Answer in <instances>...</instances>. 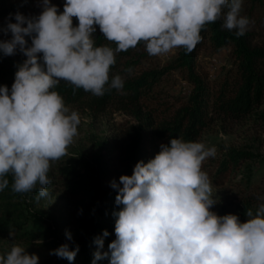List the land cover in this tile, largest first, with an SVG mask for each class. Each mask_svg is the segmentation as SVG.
Masks as SVG:
<instances>
[{
  "label": "clouds",
  "instance_id": "obj_1",
  "mask_svg": "<svg viewBox=\"0 0 264 264\" xmlns=\"http://www.w3.org/2000/svg\"><path fill=\"white\" fill-rule=\"evenodd\" d=\"M38 16L19 12L15 22L2 30L11 38L0 40L5 56L21 52L9 88L0 85V191L30 193L38 187L37 200L47 198L51 163L68 155L78 133L80 117L53 89L63 80L95 96L123 89L115 75L109 83L116 54L143 42L150 56L183 48L191 53L202 40V30L222 20V27L241 37L250 20L241 15L242 0H65L63 11L42 0ZM73 17L78 24L73 26ZM96 26L115 43L97 46ZM25 37L31 38V44ZM108 85V89L105 85ZM216 148L203 142L171 138L147 163L137 161L131 175H120L115 202V239L101 251L103 230L95 238L92 264L108 258L109 264H264V203L255 215L247 210L241 222L234 214L210 211L211 180L202 164ZM122 185V186H121ZM14 237V232L9 231ZM72 240L71 234L65 232ZM78 246L61 244L50 254L73 261ZM39 257L13 245L0 255V264H38Z\"/></svg>",
  "mask_w": 264,
  "mask_h": 264
},
{
  "label": "trees",
  "instance_id": "obj_2",
  "mask_svg": "<svg viewBox=\"0 0 264 264\" xmlns=\"http://www.w3.org/2000/svg\"><path fill=\"white\" fill-rule=\"evenodd\" d=\"M41 3L42 0H0V24L6 20L14 23V14L17 12L28 17L38 16L42 11ZM50 3L57 6L58 12H62L65 0H50ZM243 5L261 8L264 15V0H242ZM222 23V20H218L208 24L200 33L202 40L191 53L186 54L183 48H179L176 56L165 66L143 70L137 76L124 80L123 89L120 91L110 89L105 91L103 96H95L82 88L74 91V86L63 80L53 90L63 97L65 105L85 98L105 105L116 98L125 104L124 107H136L139 101L150 94L163 75L172 70H179L192 88L186 105L178 110L170 122L153 131L155 139L165 141L162 144H168L171 138L196 141L208 124L211 109L241 118L262 106L259 114L264 119V46L252 45L248 33L237 37L235 30L224 29ZM77 24L78 20L73 17V26ZM92 35L97 46L116 47L115 43L104 38L98 26ZM206 42L215 51L230 46L231 55L237 61V75L233 84L224 81L214 98L209 83L197 70L198 51ZM30 44L29 37V46ZM147 54L143 42L138 43L135 48L117 53L116 63L110 68L109 83L112 77L122 71L135 69ZM25 59L22 55L12 57L0 53V85H5L10 90L17 67ZM105 88L108 89L107 84ZM147 117L140 122L133 134L127 137L126 158L115 162L109 152V139H94L87 152L76 151L74 157H66L68 159L58 168V179H61L68 196L75 199L74 205L85 213L84 216L72 218L67 213L48 218L36 208L39 201L36 199L38 187L30 193H15L12 191V177L8 175L6 178L9 185L0 191V239L10 237L30 243L36 239L37 234L30 230L27 224L34 221L46 223L45 245L54 249L63 243H67L70 249L78 246L73 261L55 255L49 260L38 261V264H92L93 254L97 251L95 238L101 236L103 230H107L109 235L104 237V246L100 250L108 251V244L115 239V214L123 205L115 202L117 189L107 186V181L118 173V167H124L119 170L121 175H131L137 161L147 163L160 151L155 147L152 151L146 149L147 143L153 139L146 132L145 126L150 123ZM235 155L241 156L242 153ZM228 159L232 160L233 164L238 161L236 157ZM239 220L244 222L241 217ZM68 229L75 231V236L70 241L65 236ZM10 230L14 232V237L9 235ZM96 264H109V260L104 258L96 261Z\"/></svg>",
  "mask_w": 264,
  "mask_h": 264
},
{
  "label": "rangeland",
  "instance_id": "obj_3",
  "mask_svg": "<svg viewBox=\"0 0 264 264\" xmlns=\"http://www.w3.org/2000/svg\"><path fill=\"white\" fill-rule=\"evenodd\" d=\"M241 15L247 16L250 24L246 33L254 46H264V15L261 8H251L243 5ZM9 21L0 24V40L11 38V33L6 35L2 31ZM29 45V37H25ZM179 48L161 56H147L139 65L120 74L124 80L137 76L143 70L161 68L168 64L177 54ZM24 56L19 50L12 57ZM197 70L207 80L211 93L216 96L224 81L232 83L237 75V61L231 55V47L225 46L220 50H213L206 42L198 51ZM233 84V83H232ZM191 84L179 70H172L161 77L150 94L139 101L136 107L123 106L116 98L105 105L85 98L66 106L76 111L80 117L78 125L79 135L74 138V143L68 149V155L61 160L52 162L50 167L51 184L47 186L50 195L41 198L36 208L41 210L48 218L66 215L72 218L84 216L74 205L73 198L69 197L58 179V168L65 162L66 157H74L75 152L85 153L89 150L94 139H109V152L115 162L128 156L126 152L127 137L133 134L146 116L150 123L145 126L149 137L146 149H160L165 141L155 139L153 131L159 126L170 122L178 110L185 106L191 91ZM213 100V99H212ZM261 107H257L241 118H234L226 113L211 109L208 124L200 132L197 142H203L206 147H215L216 154L202 164L212 187V198L215 203L210 211L219 215L234 214L248 219L246 212L251 209L255 215L256 209L264 203V119L260 116ZM242 153L241 156L235 155ZM229 157H236L238 161L233 164ZM64 161V162H63ZM111 177L106 185L111 187V181L119 184L120 171ZM49 174V173H48ZM39 187V186H37ZM42 222L29 221L27 227L37 234L36 239L29 242L19 241L10 237L0 239V254L10 251L13 245L22 246L29 254H36L39 261H46L55 255L54 250L45 245L47 232ZM71 237L75 236L74 229H68Z\"/></svg>",
  "mask_w": 264,
  "mask_h": 264
}]
</instances>
